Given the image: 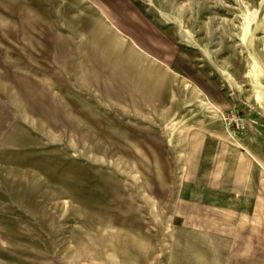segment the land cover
<instances>
[{"label": "rangeland", "instance_id": "1", "mask_svg": "<svg viewBox=\"0 0 264 264\" xmlns=\"http://www.w3.org/2000/svg\"><path fill=\"white\" fill-rule=\"evenodd\" d=\"M215 241L264 264V0H0V264Z\"/></svg>", "mask_w": 264, "mask_h": 264}, {"label": "crops", "instance_id": "2", "mask_svg": "<svg viewBox=\"0 0 264 264\" xmlns=\"http://www.w3.org/2000/svg\"><path fill=\"white\" fill-rule=\"evenodd\" d=\"M117 28H118V30L121 31V29L119 27H117ZM132 49H134V48H132ZM140 53H144V52H140ZM142 58H144V57L142 56ZM153 63L157 68L159 67L158 63H156L154 61H153ZM150 75L151 76H149V75L146 76L147 78H153V79H150L149 82L151 81L153 83H156V85H158L157 84L158 81H156L157 76L155 75V73L153 75H152V73H150ZM147 85H150V84H147ZM210 245H211V247H209V248L196 247L195 252H194V255L196 257L194 258V260L191 259L189 264H235L234 262L230 263V256L228 255V253H224L223 250H221V248H223L222 247L223 243L220 244L219 242L215 241V242H210Z\"/></svg>", "mask_w": 264, "mask_h": 264}]
</instances>
